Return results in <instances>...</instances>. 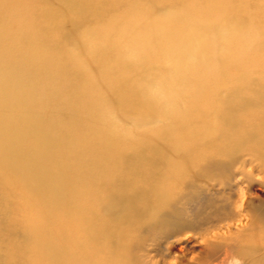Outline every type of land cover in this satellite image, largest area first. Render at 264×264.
I'll return each mask as SVG.
<instances>
[{
	"label": "bare ground",
	"instance_id": "6f19581e",
	"mask_svg": "<svg viewBox=\"0 0 264 264\" xmlns=\"http://www.w3.org/2000/svg\"><path fill=\"white\" fill-rule=\"evenodd\" d=\"M0 264H264V0H0Z\"/></svg>",
	"mask_w": 264,
	"mask_h": 264
},
{
	"label": "rangeland",
	"instance_id": "374dc122",
	"mask_svg": "<svg viewBox=\"0 0 264 264\" xmlns=\"http://www.w3.org/2000/svg\"><path fill=\"white\" fill-rule=\"evenodd\" d=\"M44 6H49L48 4H44ZM45 16H47V15H45Z\"/></svg>",
	"mask_w": 264,
	"mask_h": 264
}]
</instances>
